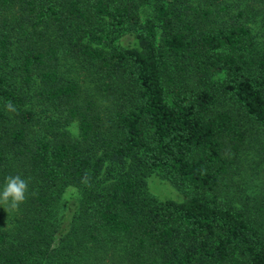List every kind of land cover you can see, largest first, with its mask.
<instances>
[{"label": "trees", "instance_id": "1", "mask_svg": "<svg viewBox=\"0 0 264 264\" xmlns=\"http://www.w3.org/2000/svg\"><path fill=\"white\" fill-rule=\"evenodd\" d=\"M16 174L0 264H264V0H0Z\"/></svg>", "mask_w": 264, "mask_h": 264}, {"label": "clouds", "instance_id": "2", "mask_svg": "<svg viewBox=\"0 0 264 264\" xmlns=\"http://www.w3.org/2000/svg\"><path fill=\"white\" fill-rule=\"evenodd\" d=\"M9 111H15L9 102L5 105ZM28 193V181L20 174L8 175L4 178L3 185L0 186V206L8 212L16 210L25 202Z\"/></svg>", "mask_w": 264, "mask_h": 264}, {"label": "rangeland", "instance_id": "3", "mask_svg": "<svg viewBox=\"0 0 264 264\" xmlns=\"http://www.w3.org/2000/svg\"><path fill=\"white\" fill-rule=\"evenodd\" d=\"M146 182L149 191L159 198H179L182 196V193H180L172 184L154 173L147 177Z\"/></svg>", "mask_w": 264, "mask_h": 264}]
</instances>
